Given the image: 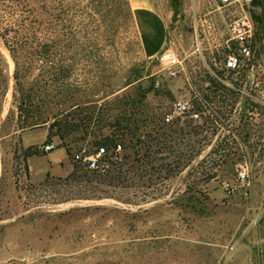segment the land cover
I'll return each instance as SVG.
<instances>
[{
    "label": "rangeland",
    "instance_id": "374dc122",
    "mask_svg": "<svg viewBox=\"0 0 264 264\" xmlns=\"http://www.w3.org/2000/svg\"><path fill=\"white\" fill-rule=\"evenodd\" d=\"M141 2L166 29L161 48L145 37ZM30 6L36 41L15 57L0 35V264H264V0L251 9L261 26L251 96L226 99L201 132H171L154 118L200 75L223 72L216 0ZM205 18L217 31L201 53ZM146 26L153 37L151 17ZM169 47L183 64L172 78L158 62ZM121 124L123 159L107 175L27 180L25 130L48 127L72 146Z\"/></svg>",
    "mask_w": 264,
    "mask_h": 264
},
{
    "label": "built area",
    "instance_id": "2783aa9c",
    "mask_svg": "<svg viewBox=\"0 0 264 264\" xmlns=\"http://www.w3.org/2000/svg\"><path fill=\"white\" fill-rule=\"evenodd\" d=\"M254 0H216L217 9L223 17L227 39L224 42L226 54L221 62L223 72H211L198 77V83L187 84V93L177 98L165 108H156V123L168 131L199 130L209 124L218 123L226 99L245 98L251 96L247 90L254 74L251 70L256 66L261 39L260 22L254 17L252 8ZM229 18L228 20L226 18ZM203 29H196V47L202 53L204 39L214 38L217 31L215 22L205 18ZM222 43H220L221 45ZM164 64L168 77L181 74L182 60L180 54L171 47L166 48L158 57ZM190 77L186 76V81ZM127 134L119 133L111 144L102 143L103 137L88 140L71 146V160L74 163L75 175L79 173L105 176L123 159L124 142ZM132 137L130 138V140ZM201 141V139H200ZM203 141V140H202ZM130 142V141H129ZM59 142H45L39 151L53 150ZM236 180L240 184L247 181L245 170H239Z\"/></svg>",
    "mask_w": 264,
    "mask_h": 264
},
{
    "label": "crops",
    "instance_id": "0c3cea01",
    "mask_svg": "<svg viewBox=\"0 0 264 264\" xmlns=\"http://www.w3.org/2000/svg\"><path fill=\"white\" fill-rule=\"evenodd\" d=\"M137 9V14H139L138 12L142 13L141 19L146 39L151 45L155 43L160 44L161 48L164 44L166 29L161 26L160 20L155 15L148 12L149 9H152L146 6V4L141 2L137 6ZM146 16L151 17L154 21L155 35L153 37H150L148 34ZM49 132V128L45 126L25 130L22 133V146L24 150L42 146L48 139ZM52 139L58 142L57 136H53ZM26 166V178L32 184H41L49 178H68L75 169L70 153L64 145H58L48 152L39 151L38 153L27 155Z\"/></svg>",
    "mask_w": 264,
    "mask_h": 264
},
{
    "label": "trees",
    "instance_id": "16d2710c",
    "mask_svg": "<svg viewBox=\"0 0 264 264\" xmlns=\"http://www.w3.org/2000/svg\"><path fill=\"white\" fill-rule=\"evenodd\" d=\"M258 2L259 0H254L253 5ZM257 17L261 19L260 16ZM36 24V20L33 16V9L30 6V0H0V35L3 37L6 46L11 50L13 56L16 57L14 51H18L25 43L38 39V28ZM17 76L18 71H16V77ZM114 125L118 126V123ZM123 127H125V124H121L120 128H116L109 134L103 136L100 142L108 144L113 143L116 139L115 136L120 133ZM49 130V137L46 142L51 141L53 136H55L51 129ZM66 147L70 153L71 146L68 145ZM38 152V147H32L26 150V156ZM73 176H75L74 172L69 177Z\"/></svg>",
    "mask_w": 264,
    "mask_h": 264
},
{
    "label": "water",
    "instance_id": "95a60500",
    "mask_svg": "<svg viewBox=\"0 0 264 264\" xmlns=\"http://www.w3.org/2000/svg\"><path fill=\"white\" fill-rule=\"evenodd\" d=\"M164 50H165V49H164ZM164 50H163V51H164ZM163 51H161V52L158 54V57H160V56L162 55Z\"/></svg>",
    "mask_w": 264,
    "mask_h": 264
}]
</instances>
